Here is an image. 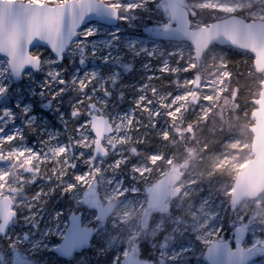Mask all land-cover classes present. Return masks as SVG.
<instances>
[{
  "label": "rangeland",
  "instance_id": "1",
  "mask_svg": "<svg viewBox=\"0 0 264 264\" xmlns=\"http://www.w3.org/2000/svg\"><path fill=\"white\" fill-rule=\"evenodd\" d=\"M103 1L120 11L119 23L84 25L81 31L91 28L95 35L79 37L78 51L52 66L58 75H46L45 65L28 69L32 79L14 82L8 58L0 56L5 73L0 114L17 126L15 136L1 144L0 156L20 148L33 155L12 175L10 164L0 159L10 178L0 188V202L9 198L16 213L7 233L0 234V264H12L15 253L24 264H116L117 256L119 264L132 259L207 264L209 237L213 242L218 235L231 241L234 233L264 237V192L235 208L231 200L236 174L250 157V115L263 75L255 76L252 65L245 68L242 91L235 84V62L224 51L228 47L211 46L209 58L215 56L218 65L203 58L196 68L189 42L153 39L145 29L154 25L142 22L138 9L158 17L155 5L163 13L158 26L167 24L169 10L161 7L162 0ZM184 1L197 12H223L215 18L243 14L264 20V4L255 1L243 8L248 0ZM197 17L194 27L209 23ZM242 54L239 61L247 64ZM93 115L104 116L113 127L103 140V157L95 156ZM81 175L83 182L75 179ZM164 178L170 180L165 201L170 208L162 212L150 208L149 198ZM117 199H122L119 215L101 216L100 208ZM231 207L232 228L226 223ZM71 214H79L82 227L96 233L88 248L62 258L54 248L66 236ZM182 235L195 240L178 241ZM188 252L197 255L185 263ZM252 264H264V255Z\"/></svg>",
  "mask_w": 264,
  "mask_h": 264
},
{
  "label": "water",
  "instance_id": "2",
  "mask_svg": "<svg viewBox=\"0 0 264 264\" xmlns=\"http://www.w3.org/2000/svg\"><path fill=\"white\" fill-rule=\"evenodd\" d=\"M255 1V0H254ZM97 3L103 5L101 15H98L93 8L86 15L83 26L90 22H101L109 26H116L120 20V11L108 5L103 0H96ZM170 21L169 23L156 26L149 25L145 32L153 39L167 41H186L191 44L194 49V55L197 64L200 63L205 52L211 45L230 46L235 49H240L249 52L252 57V65L257 74H262L264 78V33L261 29L264 28V20L254 19L247 20L246 18L236 15H223L206 25L198 27L192 26V16L195 15L193 10L188 9L183 0H180L179 9L173 11L169 8ZM82 26V27H83ZM235 27L237 30H233ZM79 36L77 37V39ZM0 56H4L0 53ZM8 58V65L13 75L14 82L22 80V76H18L16 68L13 66L11 57ZM26 69H32L26 66ZM34 70V69H32ZM24 72L25 69H20ZM38 71V70H34ZM199 80L195 81V86H198ZM254 107L251 111L250 118L252 125L249 130L253 138L250 146V157L244 164L243 168L236 174L234 184L231 191V200L235 208L240 202L246 199H255L264 192V79L261 83V90L258 97L253 100ZM91 129L96 137L95 139V156L103 157L106 151L103 147V140L113 132V127L109 120L104 116L93 115L91 120ZM169 178H164L157 183L152 189L149 206L159 207L160 210L168 211L169 205L165 203L168 192ZM122 199H117L107 203L99 212L101 216L109 214V209L112 206H119ZM3 213L0 214V234L5 235L7 228L16 218V213L11 211L12 202L9 198H3L0 202ZM85 232V235H84ZM241 233L244 230L240 231ZM96 233L95 229L90 227H82L81 216L79 214H71L69 216V225L66 236L61 243L54 248L62 258H70L76 252L88 248L91 243L92 236ZM210 245L205 248L204 258L207 264H226L223 260H210L207 257V250ZM230 246L234 249L230 243ZM257 256L250 259L248 264H252ZM25 259L20 254H14L12 264H24ZM126 264H149L148 262L132 259Z\"/></svg>",
  "mask_w": 264,
  "mask_h": 264
},
{
  "label": "snow or ice",
  "instance_id": "3",
  "mask_svg": "<svg viewBox=\"0 0 264 264\" xmlns=\"http://www.w3.org/2000/svg\"><path fill=\"white\" fill-rule=\"evenodd\" d=\"M179 5L180 0H163L161 7L176 11ZM93 8L101 15L103 5L96 0H0V53L4 57H11L17 75L25 79H32L33 75L26 66L41 70L47 65L49 71L46 75H58L51 68L63 63L66 55H74L78 51L77 37L87 40L95 35L91 28L81 31L87 13ZM233 30L238 31L235 27ZM260 31L264 33V28ZM3 67L0 65V76L5 75ZM20 69L25 71L21 72ZM2 91L5 89L0 87ZM28 111L26 107L25 112ZM75 179L83 182L85 178L81 175ZM68 187L71 189L75 186L70 184ZM2 213L3 209L0 208ZM60 215L62 213L58 214V220ZM231 242L235 243L234 249L230 246ZM204 243L210 245L207 250L208 259L223 260L226 264H248L255 256L264 255V237L256 240L251 236L242 238L234 233L231 241L218 235L214 242L209 237ZM130 255L127 254L126 261ZM115 259L116 264H119V257Z\"/></svg>",
  "mask_w": 264,
  "mask_h": 264
},
{
  "label": "trees",
  "instance_id": "4",
  "mask_svg": "<svg viewBox=\"0 0 264 264\" xmlns=\"http://www.w3.org/2000/svg\"><path fill=\"white\" fill-rule=\"evenodd\" d=\"M151 8L154 10V11H158V13L160 14L158 17H154L150 12H149V15H147V13L145 12V11H142V12H140L141 10L140 9H138V11H139V13L142 15L141 16V19H142V22H144L145 24L147 23V25H149V24H153L155 27L156 26H158V23H159V19L163 16V13L162 12H159V10H157V8H156V6L155 5H153V4H151ZM190 10H193L194 11V13H195V15H193L192 16V23H194V18L195 17H200L201 19H203V20H205V21H209V23L211 22V21H213L214 19H216L215 17L216 16H219V15H222V11H218V10H214V9H211V8H207V9H202V10H199L198 12L197 11H195L194 9H192L191 7H188ZM168 9V7H164V11H166ZM167 12V11H166ZM167 13H168V15H167ZM166 13V17H169V12H167ZM164 15H165V13H164ZM238 15H241V16H243V14H238ZM197 17V18H198ZM143 24V23H142ZM214 48H218V46H214ZM210 49V48H209ZM209 49L205 52V54H204V56H203V58H204V60L206 61V60H209L210 61V59H213L214 61H215V65H218V62H217V58L215 57V56H210L211 58H209ZM224 51H228V56H227V58L230 60V62H235L234 64H235V67H236V70H235V72H236V76H237V78H238V82H236L235 84L236 85H240V87H241V89L240 90H244L245 88H246V80L244 79V75L242 74V72L243 71H245L244 69L245 68H247V67H249L250 68V65H252V56L249 54V53H245V54H242V52H239L240 50H237V49H234V48H231V47H228V48H225L224 49ZM244 55V57H246V59H247V64H244L243 63V61L242 60H240L239 61V57H240V55ZM239 56V57H238ZM202 58V59H203ZM201 59V60H202ZM201 62V61H200ZM201 63H199V64H197L196 63V68H197V66H199ZM210 64V63H209ZM215 65H212L211 66V68L213 67V66H215ZM233 69H234V67H232ZM252 71H254L253 69H252ZM255 76H259L258 74H256L255 73ZM63 98H65L66 99V97L65 96H62ZM250 105H251V103H250ZM48 116H49V118L51 119V120H53V115L52 114H48ZM54 121V120H53ZM233 208L231 207V209H230V213H229V216H228V218H227V221H226V223H227V225H228V227H230V228H232V226H234V214H233V212L235 211V209L233 210ZM192 238L193 240H195L194 238H193V236H189V235H182V236H180V238H178V241L180 240V241H185V240H187V238ZM199 252V251H198ZM185 254H187V253H185ZM184 254V255H185ZM195 255H197V253L196 252H188V254L187 255H185V257L187 258V260H185L184 262L185 263H189L190 261H192L193 260V258H194V256ZM191 256V257H190Z\"/></svg>",
  "mask_w": 264,
  "mask_h": 264
},
{
  "label": "bare ground",
  "instance_id": "5",
  "mask_svg": "<svg viewBox=\"0 0 264 264\" xmlns=\"http://www.w3.org/2000/svg\"><path fill=\"white\" fill-rule=\"evenodd\" d=\"M17 132V126L11 121H7V116L0 114V146L1 144L7 143L12 139ZM0 159L5 164H10L8 169L10 170V175L16 172V169L25 165L26 163L32 161L33 155L30 150L20 148L14 151L11 155L0 156ZM5 168L0 167V188H5L10 182V178L4 174Z\"/></svg>",
  "mask_w": 264,
  "mask_h": 264
},
{
  "label": "clouds",
  "instance_id": "6",
  "mask_svg": "<svg viewBox=\"0 0 264 264\" xmlns=\"http://www.w3.org/2000/svg\"><path fill=\"white\" fill-rule=\"evenodd\" d=\"M253 2H254V0H248V2L245 4H242L241 7L242 8L243 7H251ZM255 2H258L260 4H264V0H255ZM109 214L110 215H119L118 208L116 206L110 207Z\"/></svg>",
  "mask_w": 264,
  "mask_h": 264
},
{
  "label": "flooded vegetation",
  "instance_id": "7",
  "mask_svg": "<svg viewBox=\"0 0 264 264\" xmlns=\"http://www.w3.org/2000/svg\"><path fill=\"white\" fill-rule=\"evenodd\" d=\"M163 1V0H162ZM184 1V0H183Z\"/></svg>",
  "mask_w": 264,
  "mask_h": 264
}]
</instances>
